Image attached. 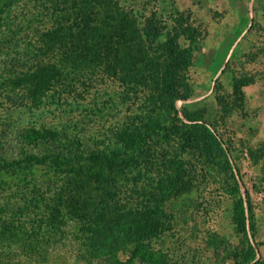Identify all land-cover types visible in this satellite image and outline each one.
I'll use <instances>...</instances> for the list:
<instances>
[{
  "label": "rangeland",
  "instance_id": "1",
  "mask_svg": "<svg viewBox=\"0 0 264 264\" xmlns=\"http://www.w3.org/2000/svg\"><path fill=\"white\" fill-rule=\"evenodd\" d=\"M31 4L19 0L13 8L18 26L38 29L50 22V11L39 18ZM88 8L87 40L95 55L77 62L75 97L48 92L30 108L0 88V146L10 144L0 161L19 156L20 149L41 154L42 145L33 149L20 139L29 126L64 133L74 138L73 150L84 151L123 149L132 141L127 134L138 131V152L126 154L144 167L127 176L139 178L144 208L151 194L159 200L168 177L180 189L170 196L167 216H160L162 231L142 242L155 263L135 258L127 264H264V0H94ZM79 27L78 34H85ZM62 40L66 47L85 43ZM175 46L188 50L190 63L175 73L178 93L171 99L162 82ZM31 56L27 47L2 46L0 83L9 69L31 63ZM47 61L58 63L55 55ZM234 76L252 81L234 91ZM191 119L209 126L223 153L206 154ZM32 169L34 178L56 175L53 168ZM20 179L0 170V205L15 202L10 197ZM239 200L244 231L233 218ZM79 226L70 222L66 244L49 248L47 258L3 239L0 250L23 264H88L77 256ZM120 257L127 262V255Z\"/></svg>",
  "mask_w": 264,
  "mask_h": 264
},
{
  "label": "trees",
  "instance_id": "2",
  "mask_svg": "<svg viewBox=\"0 0 264 264\" xmlns=\"http://www.w3.org/2000/svg\"><path fill=\"white\" fill-rule=\"evenodd\" d=\"M92 1L32 0L30 9L37 12V16L39 12V18L46 17L49 11L52 16L51 23L37 29L31 28L32 25L18 26L14 22L19 16L14 14L13 8L19 0H0V48L12 45L27 47L32 55V62L28 65L24 63L8 70L9 78L0 83V88L8 95L6 97L12 94L14 103H21L19 106L37 108L48 92L53 95L60 90L63 100L76 96L77 62H89L95 55L91 52V42L87 40L92 35V18L88 10ZM63 9L69 11L68 16L61 15ZM23 14L19 13L20 16ZM79 26L84 27L85 34H78ZM41 27L44 28L41 30ZM65 37L68 41L64 42L70 44L73 40L85 43L66 47L62 45ZM54 55L58 63L48 62ZM172 56L173 63L164 70L162 85L165 94L174 99L178 93L175 73L182 65L190 63V56L187 49L182 50L178 46L173 47ZM251 81L252 78L234 76L232 88L238 91ZM171 105L173 108V103ZM192 122L193 131L198 132L206 154L219 156L223 153L220 140L209 126L191 119ZM134 134H127L132 141L122 143L123 149L84 151L73 150L74 138L71 140L57 130L34 126L23 129L20 134L23 144L33 149L38 145L43 147L41 154L20 149L19 156L9 155L8 159L0 161L1 171L22 176L23 179L22 186L14 184L17 192L10 199L15 198V202L11 206L8 204L9 208L6 204L0 205V244L3 239L7 246L16 244L26 252L31 250L37 258V253L47 258L49 248L66 244V227L70 222L77 221L80 224L79 239H82L77 254L80 260L88 264L93 260H102L106 264H127L137 258L155 263L153 253L144 250L142 242L144 238L162 231L160 216H167L170 196L180 188L173 185L168 177L169 183L159 200L151 194L152 203L150 201V205L144 208L141 193L136 189L139 178L127 176L132 172L139 174L144 167L126 154V150L132 153L139 150L135 145L139 133L134 131ZM9 145L4 142L5 148L0 146V154H5ZM37 166L53 168L55 178H34L32 168ZM233 218L237 227L244 231L247 218L242 200L235 204ZM121 255L128 256L127 262L122 261ZM0 264L23 263L3 256L0 250Z\"/></svg>",
  "mask_w": 264,
  "mask_h": 264
}]
</instances>
